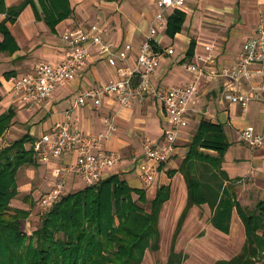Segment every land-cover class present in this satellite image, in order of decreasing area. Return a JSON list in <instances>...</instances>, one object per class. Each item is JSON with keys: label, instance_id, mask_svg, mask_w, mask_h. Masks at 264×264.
I'll use <instances>...</instances> for the list:
<instances>
[{"label": "crops", "instance_id": "1", "mask_svg": "<svg viewBox=\"0 0 264 264\" xmlns=\"http://www.w3.org/2000/svg\"><path fill=\"white\" fill-rule=\"evenodd\" d=\"M157 1L4 0L5 8H20L10 19L5 11H0V24H3L0 29V113L8 108L14 111L11 125L2 137L13 134L9 143L27 134L30 140L25 147L29 149L56 122L67 123L69 128L89 135L104 132L103 117L111 116L116 130L101 142L106 150L119 154V161L103 171L102 179L117 174L131 188L142 190L148 201L157 195L162 200L157 217L158 240L154 247L145 250L140 264H165L173 253L182 256L180 264H213L230 259L243 245L245 230L239 211L254 210L258 202L264 203V145L251 149L239 138L242 129L255 133L264 129V90L259 88L260 77L237 82L222 73L223 69L234 65L244 41L256 36L258 27L264 28V0H184L179 7L167 10L165 26L157 36L155 50L159 60L152 83L157 89H163L167 85L190 82L193 75L185 69L190 63L201 68V75L197 93L190 101L194 112L187 126L180 130L173 154L163 163L147 160L142 150L144 138L161 144L162 129L169 125L166 112L153 96L131 98L126 105L110 96L103 98L98 107L74 106L80 92L107 83L114 76L113 68L98 47L88 48V57L75 75L58 86L45 103L25 105L12 91V80L31 71L37 62L55 63L65 58L68 46L61 35L74 28L89 30L91 25H96L97 34L111 50L129 43L132 50L127 64L132 66L157 11ZM176 10L183 15L182 23L180 29L170 34L166 30L167 20ZM206 45H210L208 51ZM168 48L173 50L171 54L167 53ZM207 54L210 55L208 61ZM116 62L123 63L118 59ZM250 66L259 65L251 63ZM262 66L264 70V63ZM227 92L247 96V106L242 108L238 102L225 98ZM203 123L220 126L229 144L220 155L215 149L198 148L203 156L217 160L218 168L209 170L215 169V174L220 170L221 182L219 186L213 184L212 201L188 204V186L181 165ZM138 163L155 166L156 174L151 183L145 184L138 176ZM59 165L60 160L50 159L43 163L37 160L35 168L21 167L16 175L17 195L11 199V205L28 210V203L54 184L56 177L52 171ZM201 171L195 169L192 174L199 175ZM84 186L77 175L71 174L66 178L65 192ZM235 189L252 190L259 199L249 208L250 205H243L238 199ZM222 195L233 202L226 228L213 222ZM29 217L30 212L25 218V228L33 225ZM154 252L164 254L161 262L152 259Z\"/></svg>", "mask_w": 264, "mask_h": 264}, {"label": "trees", "instance_id": "2", "mask_svg": "<svg viewBox=\"0 0 264 264\" xmlns=\"http://www.w3.org/2000/svg\"><path fill=\"white\" fill-rule=\"evenodd\" d=\"M19 8H5L4 0H0V11H5L8 19L14 18ZM182 18L178 10L168 17V33L180 29ZM13 116L12 108L0 113V139ZM28 140L25 134L0 146V264H140L145 250L158 240L157 217L162 200L157 195L148 201L142 190L131 188L117 174L95 185L64 192L41 215L30 234L21 229L20 221L29 215L28 211L12 206L10 201L17 195L19 169L37 166L33 147H25ZM228 144L220 126L203 123L199 127L181 165L188 186V204L212 201L213 184L219 186L221 182L220 170L218 174L215 169L209 170L218 168L217 160L203 156L198 148L215 149L220 155ZM195 169L203 172L192 174ZM139 202L148 203L149 211ZM232 204L226 196L219 198L213 214L215 224L226 228ZM239 213L245 230L240 251L213 264L264 262V203ZM177 256L171 254L165 264H180L182 256Z\"/></svg>", "mask_w": 264, "mask_h": 264}, {"label": "built area", "instance_id": "3", "mask_svg": "<svg viewBox=\"0 0 264 264\" xmlns=\"http://www.w3.org/2000/svg\"><path fill=\"white\" fill-rule=\"evenodd\" d=\"M184 0H158L157 11L150 20L148 29L141 41L134 64H127L128 53L132 50L129 43L111 50L103 38L97 34V26L91 25L89 30L74 28L65 31L61 38L67 44L68 51L64 59L51 63L39 61L33 69L12 80V91L18 101L25 105L41 104L48 101L53 91L68 82L77 69L88 57L90 46L98 47L99 53L106 58L114 70V76L107 83L80 92L74 100V106L91 105L98 107L102 99L114 96L121 105H126L131 98L142 99L151 95L157 99L166 112L169 125L162 129V143L155 144L151 140H142L143 156L156 164L167 161L175 150V141L180 130L187 126L191 114V99L198 90V79L201 68L194 63L187 64L185 69L193 79L182 85H167L157 89L152 83L158 64V53L155 50L159 31L165 26L166 12L169 8L182 5ZM257 35L248 37L240 50L239 56L232 67L223 69V75L233 81L259 78V88L264 90V28L256 29ZM210 45H206L208 51ZM173 50L167 49L171 54ZM116 59L123 62L118 65ZM206 61L210 55L205 57ZM251 63L259 66L252 68ZM224 97L238 102L242 108L247 106V96L227 92ZM106 126L104 132L84 135L69 128L67 123L56 122L49 132L44 133L33 144L38 162L50 159L60 160V165L53 169L56 177L54 184L39 194L36 199L41 211L48 210L65 192L68 175H77L86 186L97 184L103 171L110 169L119 161V154L106 150L101 142L116 130V124L111 116H104ZM239 138L251 149L263 147L264 129L255 133L248 128L239 131ZM137 174L145 184L154 180L156 169L154 165L138 163Z\"/></svg>", "mask_w": 264, "mask_h": 264}, {"label": "rangeland", "instance_id": "4", "mask_svg": "<svg viewBox=\"0 0 264 264\" xmlns=\"http://www.w3.org/2000/svg\"><path fill=\"white\" fill-rule=\"evenodd\" d=\"M14 134L17 135L18 132H15ZM12 135L6 134V136L2 137L0 139V146L6 145V143L9 141V139L12 137ZM235 190H236L235 193H236L238 199L241 201V203L243 205H248V206L250 205L249 208H252L254 206L255 202L259 199L258 198V194L255 193L252 190H249L251 192H249L248 190L247 191H241V192H239L238 189H235ZM37 196H39V194ZM134 198H137V196L134 195ZM139 204L141 206L145 207L146 211H149V208H148L149 204L148 203L147 204L145 203L146 205H143L142 203L139 202ZM27 209H28L27 210L28 211V214L30 212V215H31V217H29V219H31L30 220V225L32 223H33V225L28 226V228H25L24 223L27 221V220H25V218H23L20 221V223H21V229L23 231H25L26 233L30 234L36 228L37 224L40 222L41 215H43L47 210L46 211H41L38 208V206H37L36 199H32L30 201V203H28V208ZM29 219H28V221H29ZM151 255H152V259H154L156 262L157 261L161 262V260H163V258H164V254L161 255L160 252H158V253H155L154 252ZM151 255H149L150 258H151ZM149 256H148V258H149ZM179 256H177V257H179ZM148 258H147V260L150 261V259H148ZM256 264H264V262H257Z\"/></svg>", "mask_w": 264, "mask_h": 264}]
</instances>
